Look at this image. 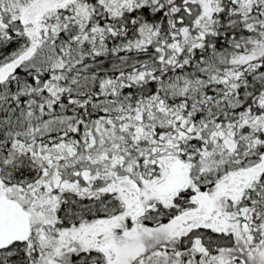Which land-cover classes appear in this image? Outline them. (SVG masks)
<instances>
[{
  "label": "snow or ice",
  "instance_id": "snow-or-ice-1",
  "mask_svg": "<svg viewBox=\"0 0 264 264\" xmlns=\"http://www.w3.org/2000/svg\"><path fill=\"white\" fill-rule=\"evenodd\" d=\"M0 264H264V0H0Z\"/></svg>",
  "mask_w": 264,
  "mask_h": 264
}]
</instances>
